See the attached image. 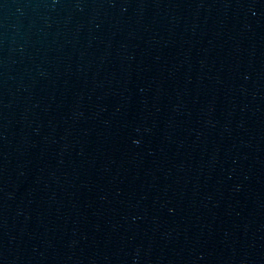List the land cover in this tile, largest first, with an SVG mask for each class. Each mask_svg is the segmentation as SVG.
<instances>
[{
    "label": "water",
    "instance_id": "obj_1",
    "mask_svg": "<svg viewBox=\"0 0 264 264\" xmlns=\"http://www.w3.org/2000/svg\"><path fill=\"white\" fill-rule=\"evenodd\" d=\"M0 264H264V0H0Z\"/></svg>",
    "mask_w": 264,
    "mask_h": 264
}]
</instances>
